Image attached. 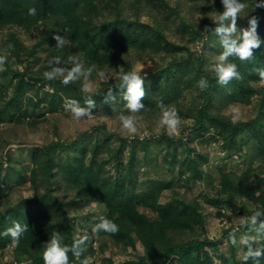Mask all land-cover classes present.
Instances as JSON below:
<instances>
[{
	"label": "trees",
	"instance_id": "16d2710c",
	"mask_svg": "<svg viewBox=\"0 0 264 264\" xmlns=\"http://www.w3.org/2000/svg\"><path fill=\"white\" fill-rule=\"evenodd\" d=\"M121 1L0 0V31L18 27L31 32L40 25L44 26L29 47L14 33H9L4 41L7 62L2 73L10 75V91L0 84V123L5 121V115L10 122L22 123L41 104H45L49 112H56L72 100L81 108H87V100L107 110L113 101H120L119 104L127 108L119 68L123 67L127 73L132 71L134 56H158L163 64H159L156 73L141 74L146 92L142 100L144 109L135 115L154 116L161 113L160 103L165 106L173 104L190 119L187 139L202 136L213 129L222 151L229 152L236 147L237 139L245 134L252 142V160L264 164V84L255 86L264 82L257 72V69H264V43L254 50L250 60L241 61L237 56H230L227 62L236 65L241 78L221 85L217 75H212L206 67L204 53H192L187 47L170 42L159 24L150 26L142 23L137 12L132 18L124 16ZM189 1L198 4L206 2L218 15L224 10L221 0ZM240 2L245 8L239 20L248 29V19L253 15L258 17L256 34L264 41V9L256 7L260 0ZM131 6H143L150 10L157 6L169 7L166 0H131ZM30 8L36 9L35 15H29ZM172 10L176 12L175 8ZM215 24L219 26L218 21ZM207 28L210 26L207 25ZM55 35L65 36L69 42L63 48H57L53 39ZM195 35L200 41L204 38L202 34L195 32ZM9 44L13 46L11 49ZM42 44L45 46L42 47ZM39 49L46 52V57L37 69L32 70L28 65L22 70L12 67L11 60L25 63L35 57ZM54 57H59L61 63L50 66L48 62ZM78 63L82 65V74L67 85L62 82L63 76L51 80L44 76L53 68L69 71ZM93 65L96 67L88 76L90 79L98 77L100 72L118 75L114 79L100 81L99 87L89 93L82 79L87 77L86 72ZM66 66H70L69 69ZM158 73L162 76L157 77ZM201 78L208 81V88L204 91L198 87ZM44 85H49L51 91L44 89ZM29 91L34 92V97L26 96ZM187 95L192 98L188 106L181 104ZM235 103H254V115L237 121L226 116L221 109ZM184 136L175 139L164 132L159 135L166 145L172 147L170 164L177 162L174 153L178 143L184 146L185 159L176 164L185 182L200 180L203 177L200 166L207 162V156L189 148ZM149 140L152 139L138 140L135 137L133 141L146 146ZM119 143L113 151L108 149L105 156H99L98 145L92 146L84 140L67 143L58 137L29 149L28 168L17 165L9 157L4 158L3 167V160L0 159V264H44V245L54 232L60 233L61 246L66 245L70 249L67 253L69 264H83L94 256L95 251L88 241L84 239L81 243L82 239L76 236L68 205H72L73 209L98 206L103 217L119 226L116 234L97 232L99 251L107 249L108 244L122 251L127 248L135 250L136 243L142 247L141 254L130 259L115 263L105 257L100 264H255L251 258L245 261L244 256L237 259L232 244L223 254L219 250L221 241L204 235L206 222L199 201L183 199L172 189L171 182L151 178L139 181L132 174L129 163L121 164L124 140L119 139ZM108 163L115 168L114 174L105 167ZM26 183L30 184L34 194L12 201L10 190ZM164 191H170V196L160 203L159 197ZM214 191L220 204L226 202L245 213L243 228L251 221L258 224L261 238L257 248L264 247V173L258 172L252 165L239 174L219 171ZM59 192L65 198L58 197ZM205 201L215 205L209 198ZM218 215L221 216L220 213ZM87 217L90 218V215L87 214ZM14 223L28 227L18 245L12 243L11 236L3 235ZM230 229L223 230V235L227 237ZM249 246L257 249L246 242L243 255ZM8 247L12 249L11 261L3 262ZM206 247H211L215 254L212 255ZM76 253H79L78 258ZM216 257L219 262L215 261ZM259 264H264V257Z\"/></svg>",
	"mask_w": 264,
	"mask_h": 264
},
{
	"label": "rangeland",
	"instance_id": "374dc122",
	"mask_svg": "<svg viewBox=\"0 0 264 264\" xmlns=\"http://www.w3.org/2000/svg\"><path fill=\"white\" fill-rule=\"evenodd\" d=\"M166 1L169 7L157 6L154 10L146 9L143 6L139 8L138 6L132 7L131 0H122L120 7L124 16L132 18L135 12H137L142 23L150 26L159 24L167 39L175 45H179L182 48L187 47L192 53H197V51L204 53L207 59L206 67L212 75H216L215 68L219 64L218 57L222 54L221 38L215 31L217 28L215 23L219 20L218 12L209 7L206 2L198 4L189 0ZM173 8L176 9V12L172 10ZM228 23V21H224V26L227 27ZM207 25L210 26L209 29ZM236 27L237 33L233 36L234 39L240 35V30H247L246 26L239 19L236 22ZM43 29V25H40L36 30L31 32H25L18 27L2 29L0 31V55H5L6 53L4 41L9 33H14L25 46L29 47ZM195 32L204 35L202 41L196 37ZM41 46L44 47L45 44ZM45 57L46 52L39 49L35 57L29 58L27 62L20 64L11 60V63L12 67H18L20 70L26 65L30 69L35 70L43 63ZM159 64L163 63L158 56H134L132 59V70L139 69L143 65L141 74L153 75L158 70ZM69 67L66 66L65 68L69 69ZM104 74L106 79H102L100 76L95 79L83 77L85 90L91 93L99 87L100 81L114 79L118 75L117 73L109 72ZM156 76L161 77L162 73H158ZM9 80L10 75L8 73L3 74L0 71V84L8 92L10 91ZM263 84L264 82H261L255 86ZM43 88L51 91L49 85H44ZM26 96L34 97V92L29 91ZM191 99V95H187L185 100L181 101V104L188 106L191 104ZM119 103L120 101H113L110 104L109 110L101 105H93L90 109V116L82 117L79 120L75 119L71 112V108L75 107L74 105H69L68 107L65 105L56 112H49L46 105L41 104L22 123L10 122L7 115H5V121L0 123V159L3 160V167H5L4 158L9 157L17 165L28 168L30 164L29 149L32 146L46 144L58 137L67 143L74 140H84L92 146L98 145L100 148L99 156H105V152L108 149L111 151L116 149L120 145L119 139H122L124 143L120 154L121 164L127 165L129 163L132 167V174L139 181L151 178L171 182L173 185L172 189L178 192L183 199H196L199 201L206 222V232L204 235L209 239H219L221 241L219 243V250L223 254L228 252V247L231 244L235 248L237 259L244 256L243 250L246 242L255 245L257 248L261 238L258 224L251 221L246 228H243L246 221L245 213L240 208L230 206L226 202L220 204L214 191L218 184L219 171L239 174L248 165H252L258 172L262 171L264 173V164H257L252 160V142L247 140V136L245 134L240 136L236 141V147L229 152L222 151L220 145L216 142L218 136L213 129H210L202 136L198 137L195 135L187 139V124L190 122V119L186 118L173 104L168 106L176 109L182 121L178 136L169 135L166 129L160 125L161 113L154 116L142 117L137 123L139 132L135 136H132L123 129L119 117L121 115L128 116L135 114H132L125 106ZM184 108L182 107V109ZM221 110L234 121L247 120L254 115L255 104L244 105L235 103ZM30 123H34V125ZM102 126H104V129ZM163 132L175 139L178 137L182 138L185 134L187 146L194 148L195 152L207 156V162L200 166L203 172L202 179H192L185 182L183 176H180V170L176 163L185 159L184 146L180 143L176 146L174 153L177 162L175 164L168 163L171 159L172 147L166 145L159 137ZM104 133L106 134L104 135ZM135 137L138 140L141 138H150L152 140H149V143L143 146L133 141ZM76 148L77 146H75L74 150ZM133 148L134 150L132 151L131 149ZM105 167L110 169V173L114 174L115 168L112 166V163H108ZM33 194L30 184L26 183L22 186L13 187L10 190L9 198L15 201L19 197H30ZM57 195L58 197L65 198L63 193L59 192ZM169 196L170 191H164L159 197V202L164 203L168 200ZM206 198L214 201L215 205L207 203L205 201ZM67 209L73 219L76 236L80 239L87 236L88 239L86 240L89 246H92L95 251L94 256L88 259L87 264H100L105 257H109L115 263H119L130 259L133 255L141 254L142 247L139 243H136L135 250L127 248L122 251L118 247L108 244L107 249L103 252L99 251L97 232H93V228L100 222V217L103 215L101 208L89 205L82 209H73L72 205H68ZM140 210L148 213L145 209ZM87 214L90 215V218L87 217ZM229 227L231 229L226 237L223 235V230ZM205 249L212 255L215 254V251L211 247H206ZM11 251V247L6 249L3 262L11 261ZM215 261L219 262L217 257Z\"/></svg>",
	"mask_w": 264,
	"mask_h": 264
},
{
	"label": "clouds",
	"instance_id": "9594fccd",
	"mask_svg": "<svg viewBox=\"0 0 264 264\" xmlns=\"http://www.w3.org/2000/svg\"><path fill=\"white\" fill-rule=\"evenodd\" d=\"M223 4V12L219 14L218 24L219 26L215 29L218 36L221 38V45L224 49L222 54L218 57L219 64L215 68L216 75L218 77V83L221 85L228 84L232 79H240V74L237 71L236 65L232 63H228V58L230 56H237L241 61L250 60L254 55V50L259 49L261 44L264 41H261L257 34L256 28L258 26V17L251 16L248 19V29L240 30V35L237 38H233L237 33L236 22L239 19L240 13L245 8V5L240 2V0H221ZM257 8L264 9V0H260V2L256 5ZM36 9L30 8L29 15H35ZM224 21H228L227 27L224 26ZM207 30V29H205ZM53 39L56 41L55 46L57 48H63L69 41L65 36L55 35ZM13 46L11 44L8 45V48L11 49ZM71 59V57H70ZM7 62V55H0V71L4 70V65ZM49 65L52 64L59 65L61 60L59 57H54L49 60ZM95 65L92 68L88 69L86 72V76H90L93 69H95ZM143 65L140 66L139 69L129 71L125 73L123 71V67L119 68L120 71V79L122 80V86L125 88L124 99L127 101V109L132 113H139L142 109H144V105L142 103L143 98L146 95L144 88V78L141 75V70L143 69ZM65 72L67 73L65 75ZM258 75L261 78H264V69H257ZM82 74V65L76 64L71 70L66 71L63 68H53L51 71H47L44 73L45 78L51 80L56 76H63V84L67 85L70 82H73L79 79ZM99 76L102 79H106L104 72H100ZM198 87L201 91H204L208 88V81L204 78H201L198 82ZM88 108H81L76 104V101L72 100L66 104V107L69 105H76L71 108V112L75 119L79 120L82 117L90 116V109L93 106V101L87 100ZM161 109V119L159 121L160 125L166 129L169 135L180 134L181 127V118L178 115V112L175 108L165 106L163 103L158 105ZM122 127L126 130L130 135L135 136L139 129L137 127V123L142 117H138L136 115H121L119 117ZM28 231V227L26 224L14 223L12 227L8 228L3 235L11 236L12 243L14 245H18L20 237ZM104 231L110 234H116L119 231V226L113 221L100 217V222L95 225L93 228V232ZM62 237L60 233L54 232L51 236V239L47 241L44 245L45 251L43 253L44 264H69L68 251L70 250L68 246H61ZM84 239H88L87 236L83 237L80 241L83 242ZM77 258L79 257V253L75 254ZM264 257V247L257 248L253 250L251 246L248 247V251L245 253L243 259L247 261L249 258L255 261V264H259L260 259ZM83 264H87V260L83 262Z\"/></svg>",
	"mask_w": 264,
	"mask_h": 264
}]
</instances>
